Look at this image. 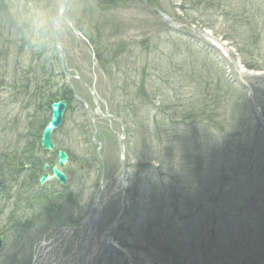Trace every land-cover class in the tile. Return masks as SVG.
Instances as JSON below:
<instances>
[{"label": "rangeland", "instance_id": "rangeland-1", "mask_svg": "<svg viewBox=\"0 0 264 264\" xmlns=\"http://www.w3.org/2000/svg\"><path fill=\"white\" fill-rule=\"evenodd\" d=\"M66 1L57 37L86 102L70 106L52 137L68 156L67 182H53L60 197L38 205L22 184L30 173L0 187V264L71 263L85 230L90 264H264V0ZM60 10L59 0H0V178L11 169L2 158L17 157L8 152L17 145L35 168L57 164L36 133L52 101L39 92L43 83L67 85L50 28ZM37 20L49 27L37 30ZM119 53L124 64L112 68L109 57ZM84 106L96 109L103 174ZM120 177L125 187L98 225L67 222V212L83 218L100 185ZM57 207L63 214L50 211Z\"/></svg>", "mask_w": 264, "mask_h": 264}, {"label": "water", "instance_id": "water-1", "mask_svg": "<svg viewBox=\"0 0 264 264\" xmlns=\"http://www.w3.org/2000/svg\"><path fill=\"white\" fill-rule=\"evenodd\" d=\"M65 8H66L65 0H62V10H61L58 17H60L62 15ZM53 34H54V40H55V46H56L57 54H58L60 60L62 61V56H61L62 52L60 49V45H59V42L57 39L56 32ZM51 108H52V117H51L50 122L47 124V126L45 127V129L43 131L42 142H41L43 147L46 149H52L53 148V146L50 142V134H51V131L53 129H55L61 122V116H62V112L64 110V105H62L60 103H54ZM58 157H59V162H58L59 166H63L66 162L65 154L63 152H59ZM52 173H53V177L57 178V180H59L61 183H63L65 181V177L63 176V174L61 172H59L57 170L56 167L52 168ZM50 179H51V177H48L46 174H44V176L40 180V183H43L44 181L50 180Z\"/></svg>", "mask_w": 264, "mask_h": 264}, {"label": "flooded vegetation", "instance_id": "flooded-vegetation-1", "mask_svg": "<svg viewBox=\"0 0 264 264\" xmlns=\"http://www.w3.org/2000/svg\"><path fill=\"white\" fill-rule=\"evenodd\" d=\"M107 191V190H106ZM105 191V196H106V198L108 199L111 195H112V193H113V191H111V192H109V193H107ZM105 196H103L102 197V200L101 201H103L104 200V198H105ZM99 197H100V194H99ZM91 207V206H90ZM105 207H106V204H104V206L103 205H101V203H99V201H98V203L96 204V205H94L93 204V206L91 207V208H89V211H88V213L83 217V218H81V215H74V214H71V213H69V212H67V214H68V219H71L72 217H75V219H77V225L80 227L81 226V229L82 228H85L86 229V227H88V225H92V224H94L95 226L96 225H98V222H99V220L101 219V217H103V215H102V213L104 212V210H106L105 209ZM92 213V214H94V216H93V219L91 218V216L89 215V213ZM69 222H71V220H69ZM73 222V221H72ZM96 232V231H95ZM95 232H94V234H93V236H95ZM86 233V230H85V232H84V236L82 237V238H86V236H87V234H85Z\"/></svg>", "mask_w": 264, "mask_h": 264}, {"label": "clouds", "instance_id": "clouds-1", "mask_svg": "<svg viewBox=\"0 0 264 264\" xmlns=\"http://www.w3.org/2000/svg\"><path fill=\"white\" fill-rule=\"evenodd\" d=\"M60 17H57L54 21H52L51 25H50V28H51V31L53 33H55L58 28H59V25H60ZM49 27L48 23L46 21H43V20H37L36 21V28L37 30H40V29H43V28H47Z\"/></svg>", "mask_w": 264, "mask_h": 264}, {"label": "trees", "instance_id": "trees-1", "mask_svg": "<svg viewBox=\"0 0 264 264\" xmlns=\"http://www.w3.org/2000/svg\"><path fill=\"white\" fill-rule=\"evenodd\" d=\"M242 45H246V44H244V43H242ZM58 98H56V99H59V98H61V99H65V95L63 94V93H61L60 95H58L57 96ZM222 197H224V196H222ZM221 197V198H222ZM229 197V199H227V204L228 205H234L233 203H234V199L232 198V197H230V196H228Z\"/></svg>", "mask_w": 264, "mask_h": 264}]
</instances>
